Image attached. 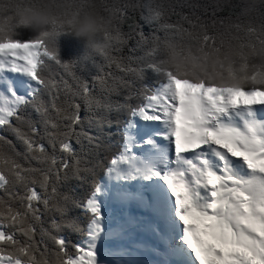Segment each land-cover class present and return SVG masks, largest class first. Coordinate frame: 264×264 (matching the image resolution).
Masks as SVG:
<instances>
[{"label": "snow or ice", "instance_id": "6c2138e0", "mask_svg": "<svg viewBox=\"0 0 264 264\" xmlns=\"http://www.w3.org/2000/svg\"><path fill=\"white\" fill-rule=\"evenodd\" d=\"M85 4L0 0V264H264V0Z\"/></svg>", "mask_w": 264, "mask_h": 264}, {"label": "clouds", "instance_id": "9594fccd", "mask_svg": "<svg viewBox=\"0 0 264 264\" xmlns=\"http://www.w3.org/2000/svg\"><path fill=\"white\" fill-rule=\"evenodd\" d=\"M95 4L96 0H86L83 8L70 13V34L89 47L102 43L101 31L107 26L106 18H102ZM62 5L63 0H35V7L27 14L31 30L35 33L45 31L52 18L64 11Z\"/></svg>", "mask_w": 264, "mask_h": 264}, {"label": "trees", "instance_id": "16d2710c", "mask_svg": "<svg viewBox=\"0 0 264 264\" xmlns=\"http://www.w3.org/2000/svg\"><path fill=\"white\" fill-rule=\"evenodd\" d=\"M57 42L60 50V55L64 59L76 58L84 51L83 42L73 37L70 33L62 34L60 37H58ZM73 54H75L76 56ZM75 214L79 215V211L77 210ZM72 238L76 239L75 236H73Z\"/></svg>", "mask_w": 264, "mask_h": 264}, {"label": "rangeland", "instance_id": "374dc122", "mask_svg": "<svg viewBox=\"0 0 264 264\" xmlns=\"http://www.w3.org/2000/svg\"><path fill=\"white\" fill-rule=\"evenodd\" d=\"M73 55H75V54H73ZM75 56H76V55H75ZM206 239H210V238H207V237H206Z\"/></svg>", "mask_w": 264, "mask_h": 264}]
</instances>
